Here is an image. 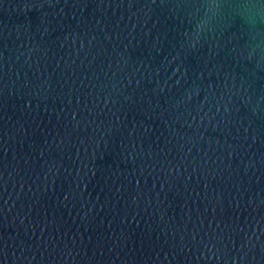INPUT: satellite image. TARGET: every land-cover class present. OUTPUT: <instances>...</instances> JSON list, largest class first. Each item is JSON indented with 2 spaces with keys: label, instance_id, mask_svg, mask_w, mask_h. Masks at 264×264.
Returning a JSON list of instances; mask_svg holds the SVG:
<instances>
[{
  "label": "water",
  "instance_id": "95a60500",
  "mask_svg": "<svg viewBox=\"0 0 264 264\" xmlns=\"http://www.w3.org/2000/svg\"><path fill=\"white\" fill-rule=\"evenodd\" d=\"M0 264H264V0H0Z\"/></svg>",
  "mask_w": 264,
  "mask_h": 264
}]
</instances>
